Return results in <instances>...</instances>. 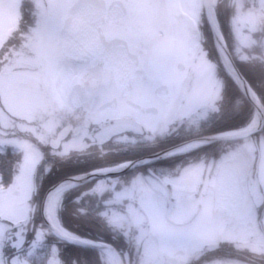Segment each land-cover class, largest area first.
<instances>
[{"label": "flooded vegetation", "instance_id": "flooded-vegetation-1", "mask_svg": "<svg viewBox=\"0 0 264 264\" xmlns=\"http://www.w3.org/2000/svg\"><path fill=\"white\" fill-rule=\"evenodd\" d=\"M78 1L49 23L36 13L38 24L11 36L15 49L30 39L33 57L43 61L44 90L53 102L44 113L51 119L39 122L37 138L30 126L26 131L45 158L55 144L56 151L65 144L73 149L66 196L74 192L68 198L77 209L89 208L95 220L124 231L121 247H114L124 264H264L261 140L223 131L256 118L264 123V0L232 6L230 0H91L95 16L84 19L74 44L64 35L70 53L62 49V31ZM96 58L103 63L93 66ZM11 132L0 127L6 140L15 138ZM2 146L14 162L22 159L10 143ZM14 162L4 168L5 184ZM17 210L15 203L3 209L10 217ZM31 236L29 227L21 259L46 264L52 242L29 255ZM65 253L62 246V264Z\"/></svg>", "mask_w": 264, "mask_h": 264}, {"label": "snow or ice", "instance_id": "snow-or-ice-1", "mask_svg": "<svg viewBox=\"0 0 264 264\" xmlns=\"http://www.w3.org/2000/svg\"><path fill=\"white\" fill-rule=\"evenodd\" d=\"M99 63H103V58L93 60V66ZM261 120L264 121V117ZM223 131L233 134L234 138L240 141H246L253 136L259 137L261 151H264V123L250 121ZM7 143L12 141L0 138V146ZM245 146L253 147L247 144ZM18 147L22 152V159L13 163L15 171L10 184L4 182V168L12 162L15 154L9 153L7 149L0 152V264H27V261L21 259V253L29 242V227L32 233L29 255L41 243L52 242L53 255L46 264H62L57 259L62 246L69 255L72 254L71 249L81 248L90 250L101 258L105 246L114 248L115 244L111 241L93 240L82 236L66 222L69 216L76 219L88 214L83 209L69 213L67 208V204L74 201H69L66 197L71 185L63 177L73 175L69 171L75 166L71 160L73 149L65 144L61 150L56 151L60 145L55 144L54 150L45 158L42 149L29 144H19ZM44 147L48 145L45 144ZM9 203H15L18 209L11 217L3 211ZM37 210L40 212L39 218L36 215Z\"/></svg>", "mask_w": 264, "mask_h": 264}, {"label": "rangeland", "instance_id": "rangeland-1", "mask_svg": "<svg viewBox=\"0 0 264 264\" xmlns=\"http://www.w3.org/2000/svg\"><path fill=\"white\" fill-rule=\"evenodd\" d=\"M72 1L73 0H0V73H2V75H0V127H11L12 132L8 135H11L10 137L15 136V138L9 140L12 141L10 146L14 149H18L21 154L22 152L18 147L19 144H29L36 148L32 143L31 136L28 135L26 130L30 126L32 131H34L35 138L38 137L37 130H40L39 122L51 119H48L46 113H44L46 112L45 106L53 102L46 96L44 90L47 77L43 70V61L40 57H33L35 46L30 39H28L27 43L26 41L21 43V48L15 49L16 47L12 46L11 43V41L14 40L11 36H13L12 33L16 29L19 34L20 31L27 30V27L30 31L32 27L38 24L34 18L32 20L28 19L24 24L22 18L25 17V14L30 12V14L33 15L36 10L38 13L44 15V17L41 15V20L43 22L49 20V23L56 19V16H58L61 10L64 11V9H68ZM230 1L231 6L232 3L235 5L239 3V0ZM241 20L242 22L245 21L243 18H241ZM247 22L248 21L245 23ZM240 29L241 31L243 30L242 28ZM239 31L237 33H239ZM28 54H31L30 57L32 58L25 59V56ZM61 89L62 82L60 81L56 83V92H59ZM60 98L61 96L59 95L57 99L60 100ZM60 102H62V100ZM26 119L32 120L31 124H25L24 122H26ZM50 126L51 125H48L47 127ZM13 130L15 131L14 133ZM0 138L4 139V136L0 135ZM37 145L41 148L40 143ZM2 147L3 146H0V149ZM7 166H10V164ZM71 201L74 200L71 198ZM75 202L76 201H74V205L77 204V202L76 204ZM86 211L88 210L86 209ZM81 217L86 219L90 216L87 214V216ZM80 224L81 222L79 225ZM137 224L135 226H137Z\"/></svg>", "mask_w": 264, "mask_h": 264}, {"label": "trees", "instance_id": "trees-1", "mask_svg": "<svg viewBox=\"0 0 264 264\" xmlns=\"http://www.w3.org/2000/svg\"><path fill=\"white\" fill-rule=\"evenodd\" d=\"M28 14V15H27ZM25 14L23 22H26L28 19L32 20L36 14L33 15L29 13ZM228 17V16H227ZM226 22L228 23L227 19ZM226 23V24H227ZM227 28L229 30V23L227 24ZM228 33V31H227ZM229 83V82H228ZM226 83V87L229 90V84ZM231 86L235 88L232 84ZM236 90L232 92L229 95V98L231 99L232 104L235 103L236 97H234ZM241 114L242 116H245L249 114V104L246 102L244 97L241 95ZM248 122V120H247ZM9 169V167H8ZM71 196L74 198V192L68 193L66 196L69 201H71V198L69 199L68 197ZM68 212L73 213L77 209V205H74V202H70L67 204ZM87 210H90L89 208ZM90 217L89 218H82L79 216L76 219H72L71 216H69V219L66 221L68 226L72 228L74 231L79 232L82 236L90 237L93 240H107L111 241L114 243L116 246L121 247V244L118 242L119 240H124V231L123 230H116V228H112L105 223L102 222V220L98 219L95 220L93 216L88 214ZM81 224L79 225V223ZM117 233V234H115ZM117 235H119L118 240ZM72 254L69 255L68 252H66L63 256L64 264H92L94 261V264H109L106 262L102 256H96L93 252L87 249H81V248H74L71 249Z\"/></svg>", "mask_w": 264, "mask_h": 264}, {"label": "water", "instance_id": "water-1", "mask_svg": "<svg viewBox=\"0 0 264 264\" xmlns=\"http://www.w3.org/2000/svg\"><path fill=\"white\" fill-rule=\"evenodd\" d=\"M96 8H98V6H96L94 3H92L91 0H80V1H78L77 3H75L72 6V8H71V17L67 20V23L65 25V29L62 31V35H63L62 36V49L64 51L66 49V51H68L70 53H74V52H72L73 51L72 47L71 48L68 47L67 41L65 40L66 37H64V35H68L70 42L74 44V41L76 40V37H78L77 33L79 31V28L82 27L84 25V23H85L84 19L85 18H90L91 16H95L96 12H94V11L96 10ZM80 19L83 20V22L81 24H80ZM74 36H76V37L74 38ZM221 50H222L224 56L227 58V60L229 61V63L232 66L233 62L231 60V57H230L229 53L225 49H222V46H221ZM237 76H238V78L240 80L241 89L243 90V92L246 95V97L250 98L249 97L248 86H247L246 81L243 79V77L239 73H237ZM184 97L185 96L182 95L181 99L180 98H179L180 100L178 99L180 105L183 102ZM252 103L254 104V106L256 107V109L258 111V113L260 114V110H261L260 107L256 103H254L253 101H252ZM57 141H59V140H57ZM83 180L84 179L80 178V177H76V178L72 179V181H83ZM106 250L108 252H110L111 254H113V256L117 259L118 264H123L121 255L114 248L105 246L102 249V252H104Z\"/></svg>", "mask_w": 264, "mask_h": 264}, {"label": "bare ground", "instance_id": "bare-ground-1", "mask_svg": "<svg viewBox=\"0 0 264 264\" xmlns=\"http://www.w3.org/2000/svg\"><path fill=\"white\" fill-rule=\"evenodd\" d=\"M230 72H231V74L233 75V77L236 79V80H238L237 78H238V76L236 75V72H235V70L232 68V67H230ZM255 121H259L257 118H256V120ZM198 146V144L197 145H194L193 147H190L189 149H184L183 151H179V152H185L186 150H190V149H192V148H195V147H197ZM105 256H106V258L112 263V264H118V262H117V259L110 253V252H108L107 250L105 251Z\"/></svg>", "mask_w": 264, "mask_h": 264}]
</instances>
